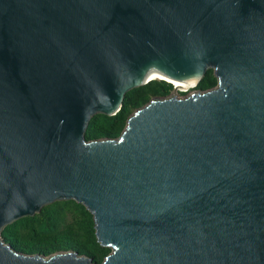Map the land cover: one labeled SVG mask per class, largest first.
<instances>
[{"label":"water","instance_id":"95a60500","mask_svg":"<svg viewBox=\"0 0 264 264\" xmlns=\"http://www.w3.org/2000/svg\"><path fill=\"white\" fill-rule=\"evenodd\" d=\"M117 138L88 140L153 73ZM94 215L102 264H264V0H0V264H97L7 242L58 200Z\"/></svg>","mask_w":264,"mask_h":264},{"label":"trees","instance_id":"16d2710c","mask_svg":"<svg viewBox=\"0 0 264 264\" xmlns=\"http://www.w3.org/2000/svg\"><path fill=\"white\" fill-rule=\"evenodd\" d=\"M218 84L214 69L209 68L196 85L198 90H209ZM174 84L153 79L133 88L125 95L123 105L114 115L95 114L89 122L85 136L88 140L117 138L124 131L129 117L155 96H169ZM1 236L18 249L49 255L58 250H74L102 264L111 252L97 239L94 215L75 200H58L44 206L34 216H25L6 225Z\"/></svg>","mask_w":264,"mask_h":264},{"label":"bare ground","instance_id":"6f19581e","mask_svg":"<svg viewBox=\"0 0 264 264\" xmlns=\"http://www.w3.org/2000/svg\"><path fill=\"white\" fill-rule=\"evenodd\" d=\"M151 78L152 79H162V80H166L168 82H171L174 84V86L178 89V88H185V87H188L190 85H192V83L190 82H184V81H180V80H175V79H172V78H169L163 74H160V73H153L151 75Z\"/></svg>","mask_w":264,"mask_h":264},{"label":"rangeland","instance_id":"374dc122","mask_svg":"<svg viewBox=\"0 0 264 264\" xmlns=\"http://www.w3.org/2000/svg\"><path fill=\"white\" fill-rule=\"evenodd\" d=\"M196 91H198L196 85H190L188 87L178 89L174 86V91L169 96L177 95L178 97H186Z\"/></svg>","mask_w":264,"mask_h":264},{"label":"built area","instance_id":"2783aa9c","mask_svg":"<svg viewBox=\"0 0 264 264\" xmlns=\"http://www.w3.org/2000/svg\"><path fill=\"white\" fill-rule=\"evenodd\" d=\"M194 93V92H193Z\"/></svg>","mask_w":264,"mask_h":264}]
</instances>
